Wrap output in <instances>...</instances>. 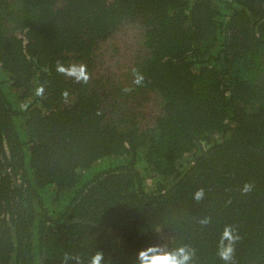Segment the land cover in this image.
<instances>
[{
  "label": "trees",
  "instance_id": "1",
  "mask_svg": "<svg viewBox=\"0 0 264 264\" xmlns=\"http://www.w3.org/2000/svg\"><path fill=\"white\" fill-rule=\"evenodd\" d=\"M149 248L264 264V0H0V264Z\"/></svg>",
  "mask_w": 264,
  "mask_h": 264
},
{
  "label": "clouds",
  "instance_id": "2",
  "mask_svg": "<svg viewBox=\"0 0 264 264\" xmlns=\"http://www.w3.org/2000/svg\"><path fill=\"white\" fill-rule=\"evenodd\" d=\"M57 72L60 74L65 75L66 77H71L74 79L76 83H87L88 81V75L86 73V66L84 65H70L68 67L63 66L59 62L57 63L56 66ZM143 82V77L141 74L138 72L134 73V79H133V84L139 86ZM129 91L131 89H128ZM43 86H39L36 89V94L37 95H42L43 94ZM67 95V93H64ZM253 185L246 183L243 188L241 189L242 192L248 193L252 190ZM203 189H200L196 192L195 194V199L199 200L203 196ZM206 222V221H205ZM233 230L230 227H225L222 238H221V249L219 251L220 258L228 261L231 259L232 253H233V243L235 242L238 237H235L232 234ZM227 240L228 243L224 244V241ZM155 252V249L149 248L146 251H141L139 253V259L141 264H189V261L191 259L192 253H190L188 250L185 248H179L176 250L175 253H167L163 255H151V253ZM68 259L67 254H65L64 260L65 264ZM102 259V254L101 253H96L92 259H91V264H100V261Z\"/></svg>",
  "mask_w": 264,
  "mask_h": 264
}]
</instances>
